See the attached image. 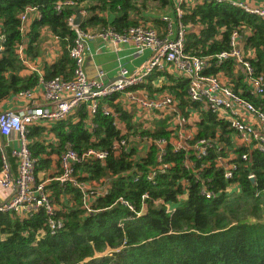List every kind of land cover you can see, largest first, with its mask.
Returning a JSON list of instances; mask_svg holds the SVG:
<instances>
[{"label":"trees","instance_id":"1","mask_svg":"<svg viewBox=\"0 0 264 264\" xmlns=\"http://www.w3.org/2000/svg\"><path fill=\"white\" fill-rule=\"evenodd\" d=\"M56 1L0 0V30L4 34L0 102L38 82L36 71L21 72L27 66L17 55L18 44H24L25 54L31 59L40 52L39 40L43 36L56 35L61 52L52 61L42 60L41 73L45 78H69L74 64L69 46L75 36L67 21L71 13L85 9L79 24L83 29L112 26L121 30L137 22L131 13L141 12L138 2L145 0H74V5L60 10L54 6ZM158 1L164 6L172 0ZM26 5H36L40 16L21 31L19 13ZM182 6V21L191 23L185 31L186 52L213 55L226 50L232 28L239 26L244 57L256 72H264V18L227 1H183ZM220 71L229 77L234 90L264 110V93L249 92L245 71L233 57L220 62L212 58L204 70ZM159 77L162 81L158 85L154 80ZM187 85L188 79L182 75L153 69L143 81L130 87L149 94L168 92L180 110L197 109L200 118L195 136H207L213 143L207 154L199 158L189 150L175 151L170 143L166 144L161 161L170 164L150 179V168L159 163L154 144L143 151L131 145L120 153L112 151L111 146L115 140H128L131 135L168 138L174 127L167 116L133 120L134 109L122 106L117 100L118 92L105 96L101 104L105 102L119 113L122 129L112 123L111 113H105L100 106L93 116L94 127H86V103L48 126L37 122L29 125V148L38 158L36 171L59 165L57 158L51 164V155L58 154L66 141L78 153L93 146L107 150V155L104 159L84 158L75 165L78 178L91 185L90 211L81 206L82 192L77 187L55 179L47 182L51 200L57 203L53 217L62 221L54 232L49 230L43 208L24 217L0 211V264H264V151L233 146L229 122L189 99ZM45 130L55 139L47 140ZM229 150L236 154L232 158L236 166L232 175L225 178L214 158ZM243 151H247V159L241 158ZM186 154L193 159L191 167L184 164ZM206 161L210 164L201 166ZM250 173L255 176L254 182ZM202 179L213 196L201 192ZM99 181L106 185L97 188ZM119 197L133 204L134 209Z\"/></svg>","mask_w":264,"mask_h":264},{"label":"built area","instance_id":"2","mask_svg":"<svg viewBox=\"0 0 264 264\" xmlns=\"http://www.w3.org/2000/svg\"><path fill=\"white\" fill-rule=\"evenodd\" d=\"M174 2L171 16L163 14L165 30L147 21L139 20L135 24L117 30L112 26H101L98 28L83 29L74 23L75 12L68 17V24L74 28L75 36L69 46V54L74 61L72 75L65 78L63 75L45 78L39 67L35 66L32 59L25 54L24 44H18L16 52L18 57L31 71L39 74L38 82L31 88L21 89L7 98L24 100V106L17 109L0 108V155L2 166L0 167V186L8 190V195L0 199V211L15 212L24 217L29 213L43 208L49 230H54L62 223L60 218H54L53 212L56 204L51 200L46 184L49 180H58L61 184L70 183L81 192V206L86 211L92 210L89 194L90 183L78 178L75 173V165L84 158L104 159L107 150L89 146L82 153H78L69 141L63 145L58 153V166L51 167L52 175L48 181L39 179L36 171L37 157L29 148L28 127L33 123L50 125L57 120L64 119L74 113L83 103H86L87 115L83 119L86 127H94L93 116L101 107L105 113H111L112 123L119 128L124 123L119 118V113L114 111L105 102L101 101L105 96L115 92L119 95L117 100L123 107L134 109L133 120L146 121L152 117L167 116L174 133L170 137H152L149 135H131L128 140L121 138L115 140L111 146L112 151L120 153L136 146L130 144L132 139L140 141V151L146 150L150 144L158 148L157 158L159 163L151 167L147 178H153L156 171L164 169L170 163L162 162L161 157L166 144L170 143L172 149L189 150L197 158L207 154L208 148L212 146V139L207 136L196 137L197 124L200 118L199 111L192 107H185V111L179 109L177 102L171 94L159 93L149 94L145 90L130 88L143 81L146 75L153 69H167L188 79L186 96L209 108L218 117L224 118L233 128L231 140L233 146L244 145L251 149L264 151V110L252 100L243 96L231 86L229 77L221 71L218 73L204 72L213 58L217 62L224 58L233 57L245 71V80L249 92L253 95L264 93V72H256L247 58L243 55V35L239 26L232 28L229 37L230 47L213 55L191 54L184 50L185 31L191 23L182 21L184 13L183 1L194 2L195 0H172ZM227 1L231 5L239 7L245 12L264 18V0H215ZM74 0H57L54 4L57 10L63 6L74 5ZM84 15L85 9H79ZM173 15V16H172ZM40 16L36 5H26L19 13L20 30L28 29L31 20ZM108 38L115 42H131L135 52H142L145 48L151 50L144 64L135 72L127 73L126 68L121 66L120 76L116 79H103V72L99 70L97 76H89L84 68L85 49L87 42L94 37ZM51 39L57 42V37L51 34ZM4 34L0 30V52L4 47ZM264 48V47H263ZM1 54V53H0ZM162 79L156 78L154 82L160 84ZM6 98V99H7ZM126 131V128L123 129ZM50 138L55 139L51 133ZM10 146V151L7 147ZM137 147V146H136ZM138 148V147H137ZM220 148V147H219ZM14 158L13 169L9 154ZM236 154L229 150L227 154H217L214 164L223 170V176L228 178L232 175V169L236 166L232 158ZM242 159L248 158L247 151L240 154ZM193 159L189 154L184 158L186 167L193 166ZM210 164L203 162L201 166ZM50 174V173H49ZM252 173L249 174V176ZM186 180H183L185 182ZM201 192L210 197L214 192L208 187L205 179H202ZM120 201L130 209L133 204L119 197Z\"/></svg>","mask_w":264,"mask_h":264},{"label":"crops","instance_id":"3","mask_svg":"<svg viewBox=\"0 0 264 264\" xmlns=\"http://www.w3.org/2000/svg\"><path fill=\"white\" fill-rule=\"evenodd\" d=\"M154 1L159 2L158 0ZM173 4L174 2L170 1L168 4L162 7L164 9H159L157 11H142L141 9V12L131 13V16L136 17L137 21H147L157 26L160 30H165V21L162 19V16L163 14L171 16L173 13ZM46 46L49 48L48 50L47 47L45 48V54L42 58L37 55L31 58L34 61L35 66L39 68L43 59L52 61L61 52L58 42H56L54 39H52L49 44H46ZM150 53L151 50L148 48H145L142 52H135L131 42H115L108 38H101L97 36L91 38L87 42L85 49L84 68L86 73L91 77L97 76V72L102 70L104 80L116 79L118 76H120L119 69L121 66L126 68L127 73L135 72L144 64ZM29 71L30 69L27 67L21 70L22 73ZM153 94L157 93L153 92ZM23 106L24 100L17 98L9 97L0 102L1 109H17ZM7 150L10 151V146L7 147ZM8 154L10 164L14 169V158L10 155V153ZM7 195L8 190L0 186V199L6 198Z\"/></svg>","mask_w":264,"mask_h":264},{"label":"rangeland","instance_id":"4","mask_svg":"<svg viewBox=\"0 0 264 264\" xmlns=\"http://www.w3.org/2000/svg\"><path fill=\"white\" fill-rule=\"evenodd\" d=\"M144 3H142V1H139L138 3H139V6H140V8L142 9V11L143 10H147V11H157V10H159V9H164V8H162L163 6H161L160 4H159V2H156V1H154V0H145V1H143ZM47 34V33H46ZM47 36H48V38H47ZM47 36L45 35V36H43L40 40H39V43H40V52L38 53V55L37 56H39L40 58H42L43 56H44V54H45V48H44V46L46 45V44H49L51 41H52V39H51V37H50V35L49 34H47ZM48 48L49 47H47V50H48ZM159 93H166V92H159ZM151 94H153V93H151ZM44 134V136H45V138L48 140V139H50V134L48 133V132H46V130H45V132L43 133ZM135 144L138 148H137V150H139L140 149V141L139 140H136V139H132L131 141H130V144ZM58 155L59 154H57V153H53L51 156H52V161H51V164L52 163H56L55 162V157L57 156V158H58ZM58 166V169H59V165H57ZM52 167H54V168H56V166H52ZM52 168L51 167H49L47 170H43V169H39L38 170V173H39V179H41V180H43V181H48L49 179H48V176H50V175H52L53 173H51L50 172V170H51ZM48 172H50V174L48 173ZM106 184H105V182H101V181H99L98 182V184H96V186H97V188H103L104 186H105ZM49 190V189H48ZM50 191V190H49ZM57 204V203H56Z\"/></svg>","mask_w":264,"mask_h":264},{"label":"water","instance_id":"5","mask_svg":"<svg viewBox=\"0 0 264 264\" xmlns=\"http://www.w3.org/2000/svg\"><path fill=\"white\" fill-rule=\"evenodd\" d=\"M80 22H81V13H80L79 9H76L75 10L74 23L79 25ZM249 177H250L251 181L254 182V180H255L254 174L250 175Z\"/></svg>","mask_w":264,"mask_h":264}]
</instances>
